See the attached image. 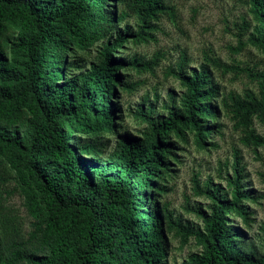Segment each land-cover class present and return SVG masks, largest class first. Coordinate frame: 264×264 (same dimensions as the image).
Masks as SVG:
<instances>
[{"label": "trees", "instance_id": "1", "mask_svg": "<svg viewBox=\"0 0 264 264\" xmlns=\"http://www.w3.org/2000/svg\"><path fill=\"white\" fill-rule=\"evenodd\" d=\"M251 11L257 20L251 40L264 51V0H251ZM165 13L175 16L165 0H0V264H16L28 253L21 248L18 216L3 201L12 170L29 211L45 224L47 253L34 254L32 264H159L173 228L187 230L185 238L196 234L203 247L181 264H264V243L262 251L246 248L243 229L227 225L225 215L240 216L245 224L252 220L239 162L228 181L231 198L210 184L203 189L212 200L209 213L198 210L203 232L174 216L168 202H156L168 190L172 160H179L171 134L186 142L187 131H193L197 146L205 148L221 126L209 123L217 116L213 100L219 87L207 65L187 73L182 53L178 77L186 90L180 106L156 125L152 106L141 104L135 116L150 122V131L121 136L101 156L99 136L116 128L112 98L121 83L118 71L143 66L137 55H114L131 35L120 31L113 40L112 31L135 16L139 29L133 40H146ZM94 48L89 69L69 76L75 66L70 54ZM132 88L128 81L120 87ZM232 100L247 129L245 141L264 144V136L250 129L253 117L264 122V82L260 95L248 92ZM5 246H15L11 257Z\"/></svg>", "mask_w": 264, "mask_h": 264}, {"label": "rangeland", "instance_id": "2", "mask_svg": "<svg viewBox=\"0 0 264 264\" xmlns=\"http://www.w3.org/2000/svg\"><path fill=\"white\" fill-rule=\"evenodd\" d=\"M175 7V16L163 14L156 22V29L146 40L136 42L132 36L139 29V20L135 16L119 21L112 31V39L120 31L130 34L123 49L114 52L116 57L142 58L143 66H128L120 69L121 83L116 86L112 98L115 109L116 128L104 132L100 137L101 156L112 152L121 136L143 137L151 129V123L135 116L139 106L145 109L152 106L156 125L170 115L173 106L179 107L186 88L178 77L182 53L188 58L185 66L187 73L207 65L219 90L213 100L217 110L210 124H220L219 131L207 139L205 148L195 143L193 131H187V141L183 142L175 134L174 142L179 160H172L170 172L165 184L168 190L156 199L158 206L168 202L174 216L196 231H204V221L198 210L209 213L212 200L204 192L207 184L210 188H219L220 193L231 198L229 178L233 177L234 165L242 167L244 188L250 197L245 204L252 213V220L245 224L240 216L229 218V227H241L244 231L243 245L246 248L262 251L264 243V144L254 145L245 141L246 127L237 114L234 96H245L248 92L261 94L264 76V51L254 44L251 36L257 20L251 11V0H165ZM112 4L115 2L110 1ZM118 7V6H117ZM97 48L91 52H79L71 56L75 66L68 70L69 76H75L89 69L90 62L96 56ZM215 60V62L212 61ZM128 81L133 88L121 90L122 83ZM21 126L24 131L26 125ZM22 121L16 125H20ZM250 129L264 136V122L253 117ZM85 137V135H82ZM7 160V159H5ZM238 160V161H237ZM4 193L7 208L18 216L21 227L22 249L27 256L16 260V264H32L34 254L47 253L43 243L45 224L29 211L28 201L15 170ZM187 230L173 228L168 232L165 243V261L159 264H181L194 252H201L202 245L196 234L185 238ZM170 243L172 246H170ZM173 247L177 248L174 256ZM15 246L3 251L11 257Z\"/></svg>", "mask_w": 264, "mask_h": 264}]
</instances>
